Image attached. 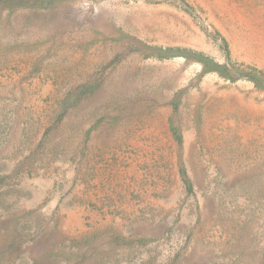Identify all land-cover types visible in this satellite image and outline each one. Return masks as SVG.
Here are the masks:
<instances>
[{"label": "rangeland", "instance_id": "rangeland-1", "mask_svg": "<svg viewBox=\"0 0 264 264\" xmlns=\"http://www.w3.org/2000/svg\"><path fill=\"white\" fill-rule=\"evenodd\" d=\"M0 264H264V0H0Z\"/></svg>", "mask_w": 264, "mask_h": 264}]
</instances>
